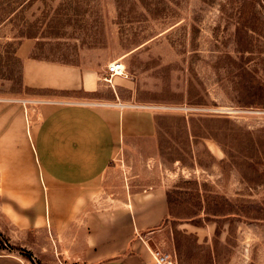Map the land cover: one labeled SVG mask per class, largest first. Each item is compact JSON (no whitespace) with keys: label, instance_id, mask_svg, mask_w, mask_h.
Segmentation results:
<instances>
[{"label":"rangeland","instance_id":"obj_1","mask_svg":"<svg viewBox=\"0 0 264 264\" xmlns=\"http://www.w3.org/2000/svg\"><path fill=\"white\" fill-rule=\"evenodd\" d=\"M24 39L32 57L97 72L101 91L25 86ZM115 60L127 74L109 84ZM69 101L111 118L127 105L157 117L156 141L122 138L102 183L85 189L102 208L170 190L171 213L149 231L156 263L155 253L174 264H264V0H0V212L18 226L0 214V264L80 262V236H68L84 228L75 205L44 204L76 189L46 187L20 151L50 103ZM34 217L46 229L27 231ZM55 218L73 224L55 236Z\"/></svg>","mask_w":264,"mask_h":264},{"label":"crops","instance_id":"obj_2","mask_svg":"<svg viewBox=\"0 0 264 264\" xmlns=\"http://www.w3.org/2000/svg\"><path fill=\"white\" fill-rule=\"evenodd\" d=\"M34 48L32 39H24L17 49L22 59L25 86L54 93L83 90L86 94L97 95L101 91L97 72L32 57ZM50 104L52 106L34 132L32 143L22 144L20 151L28 156L31 167L38 166L46 187L76 189L75 195H50L44 204L75 205L72 215L79 218L84 228L81 232L75 228L68 236H80L82 252L78 264H158L152 256L149 231L160 226L170 214L169 189L156 186L136 191L121 199L119 204L113 205V199L108 208L97 207L103 203L100 202L102 197L85 191L102 183L122 138L129 143L140 138L156 141L157 117L151 109L135 105H127L122 109V116L111 118L100 104L76 101ZM79 189L86 193L79 195ZM6 210L2 209L0 214L13 224L12 212ZM61 220L56 219L50 225L55 236H58L59 227L73 224L72 218L66 224H61ZM37 221L34 217L26 222L27 231L46 229L45 224ZM0 232L9 237L4 229L0 228ZM34 255L37 256L35 252Z\"/></svg>","mask_w":264,"mask_h":264},{"label":"built area","instance_id":"obj_3","mask_svg":"<svg viewBox=\"0 0 264 264\" xmlns=\"http://www.w3.org/2000/svg\"><path fill=\"white\" fill-rule=\"evenodd\" d=\"M126 72V65L121 60H115L107 65L105 81L112 84V80L116 75H123ZM164 255L162 256V258ZM160 264V263H159Z\"/></svg>","mask_w":264,"mask_h":264},{"label":"bare ground","instance_id":"obj_4","mask_svg":"<svg viewBox=\"0 0 264 264\" xmlns=\"http://www.w3.org/2000/svg\"><path fill=\"white\" fill-rule=\"evenodd\" d=\"M126 74H127V71L123 75H116V76H125ZM112 83H113V80H112ZM155 255H156L157 261L160 264H174V261L167 254H165L163 258L161 256L159 257V255L157 253H155Z\"/></svg>","mask_w":264,"mask_h":264},{"label":"trees","instance_id":"obj_5","mask_svg":"<svg viewBox=\"0 0 264 264\" xmlns=\"http://www.w3.org/2000/svg\"><path fill=\"white\" fill-rule=\"evenodd\" d=\"M21 43V42H20ZM19 43V44H20ZM17 52V51H16ZM21 62H22V59H21ZM167 201H168V205H169V210H170V213H171V203H172V196H171V192L170 190H168V193H167ZM2 233L0 232V242L2 240ZM197 236V235H196ZM198 237V236H197ZM198 239V238H197Z\"/></svg>","mask_w":264,"mask_h":264}]
</instances>
